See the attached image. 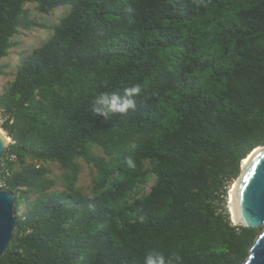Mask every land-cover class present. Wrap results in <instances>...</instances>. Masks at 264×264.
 I'll use <instances>...</instances> for the list:
<instances>
[{
    "label": "trees",
    "instance_id": "16d2710c",
    "mask_svg": "<svg viewBox=\"0 0 264 264\" xmlns=\"http://www.w3.org/2000/svg\"><path fill=\"white\" fill-rule=\"evenodd\" d=\"M26 5L69 8L47 26ZM37 28L52 34L0 94L17 219L0 264H243L260 229L234 225L227 202L264 148V0H0V61ZM102 93L135 108L98 116Z\"/></svg>",
    "mask_w": 264,
    "mask_h": 264
},
{
    "label": "water",
    "instance_id": "95a60500",
    "mask_svg": "<svg viewBox=\"0 0 264 264\" xmlns=\"http://www.w3.org/2000/svg\"><path fill=\"white\" fill-rule=\"evenodd\" d=\"M9 142L10 138L0 130V159ZM247 159L246 164L241 163L240 174L229 191L227 206L234 225L260 229L243 264H264V148L254 149ZM14 204V194L0 189V257L6 252L17 225Z\"/></svg>",
    "mask_w": 264,
    "mask_h": 264
},
{
    "label": "rangeland",
    "instance_id": "374dc122",
    "mask_svg": "<svg viewBox=\"0 0 264 264\" xmlns=\"http://www.w3.org/2000/svg\"><path fill=\"white\" fill-rule=\"evenodd\" d=\"M26 8L30 12V17L47 26H55L58 24L60 18H62L68 12V6L58 7L52 10L49 14H39L34 5H26ZM52 34V31L49 29H32L30 31H21L19 35L15 36L13 40L19 45L15 48H12L9 51L7 57L3 58L0 62L3 65H7L6 75L0 76V94L4 91V88L7 86L8 82L12 80L15 73V69L19 60V56L22 53H28L33 48L39 47L42 45ZM3 133H5L2 130ZM6 135V134H5ZM7 137V136H6ZM9 138V137H7ZM80 166V173L77 181V185L81 188L82 192L86 195H91V181L94 176V170L86 165L83 161H78ZM47 167L51 174L50 176L54 178L58 183L57 189H61L62 177L64 171L56 163H45L43 164ZM153 180H150L145 186L144 190L147 192L152 185Z\"/></svg>",
    "mask_w": 264,
    "mask_h": 264
},
{
    "label": "clouds",
    "instance_id": "9594fccd",
    "mask_svg": "<svg viewBox=\"0 0 264 264\" xmlns=\"http://www.w3.org/2000/svg\"><path fill=\"white\" fill-rule=\"evenodd\" d=\"M103 86L107 87V83L105 82ZM141 91H142V88L139 84H133L130 87H125L124 94L125 96H128V97H135L139 95ZM109 100H111L110 105H109ZM118 100H119V97L115 93H102L101 97L98 98L97 101L91 105L92 111L94 114L98 116L102 115L103 117L107 119L110 113H113V112L125 113L128 109L135 108L134 99H130L123 104H118ZM127 163L129 166H134L131 158L127 160ZM145 264H164V259L163 257L153 258L152 255H149L146 257Z\"/></svg>",
    "mask_w": 264,
    "mask_h": 264
},
{
    "label": "built area",
    "instance_id": "2783aa9c",
    "mask_svg": "<svg viewBox=\"0 0 264 264\" xmlns=\"http://www.w3.org/2000/svg\"><path fill=\"white\" fill-rule=\"evenodd\" d=\"M5 122V118H4V116H3V114H2V111L0 110V130L2 131V125H3V123ZM6 133H4V135H5ZM6 136V135H5ZM9 143H11V139H10V142ZM14 157L13 156H11V158L10 159H13ZM5 173H6V171L5 170H3ZM7 174V173H6ZM228 195H229V193H228ZM227 205H228V202H227Z\"/></svg>",
    "mask_w": 264,
    "mask_h": 264
},
{
    "label": "bare ground",
    "instance_id": "6f19581e",
    "mask_svg": "<svg viewBox=\"0 0 264 264\" xmlns=\"http://www.w3.org/2000/svg\"><path fill=\"white\" fill-rule=\"evenodd\" d=\"M250 158V157H249ZM248 161V159L246 158L245 160H243V162H242V164L244 165V164H246V162ZM231 194L233 195V191L231 192ZM232 195H231V206H232Z\"/></svg>",
    "mask_w": 264,
    "mask_h": 264
}]
</instances>
